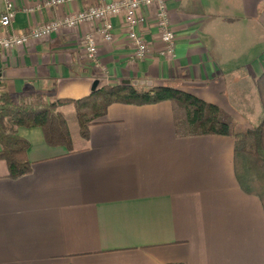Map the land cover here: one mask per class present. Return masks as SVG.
Listing matches in <instances>:
<instances>
[{"label": "crops", "instance_id": "obj_1", "mask_svg": "<svg viewBox=\"0 0 264 264\" xmlns=\"http://www.w3.org/2000/svg\"><path fill=\"white\" fill-rule=\"evenodd\" d=\"M39 1L15 0L10 31L116 0L26 10ZM168 10L174 56L164 53L154 6L146 7L144 59H134L123 16L112 18L113 40L96 36L90 59L83 40L96 24L83 22L0 53L3 91L78 99L96 81V89L150 81L218 105L235 133L256 126L264 0H168ZM60 110L74 150L48 144L39 127H20L31 172L14 178L0 160V264H264V208L238 183L234 135L180 134L170 100L111 104L87 138L73 104Z\"/></svg>", "mask_w": 264, "mask_h": 264}, {"label": "trees", "instance_id": "obj_2", "mask_svg": "<svg viewBox=\"0 0 264 264\" xmlns=\"http://www.w3.org/2000/svg\"><path fill=\"white\" fill-rule=\"evenodd\" d=\"M256 89L262 106L258 124L246 132L235 133L222 109L194 94L169 85L135 86L127 83L105 85L90 94L74 98L48 100L43 94L17 98L3 91L0 95V160L17 178L31 172L27 151L29 141L17 133L20 127H39L50 145L74 150L66 115L60 107L73 104L80 133L89 136V128L100 123L114 103L151 104L172 101L178 111L177 128L182 135H234V170L241 189L257 196L264 208V72Z\"/></svg>", "mask_w": 264, "mask_h": 264}, {"label": "built area", "instance_id": "obj_3", "mask_svg": "<svg viewBox=\"0 0 264 264\" xmlns=\"http://www.w3.org/2000/svg\"><path fill=\"white\" fill-rule=\"evenodd\" d=\"M4 4L0 13V53L7 52L18 46L27 45L30 40H43L51 37L54 32L61 29L75 28L83 22L96 24L94 32L84 36V46L90 59L95 60L98 54L96 36L104 40H113V17L123 16L128 39L135 45L134 59L140 60L148 56L150 47L147 40L138 31L140 24L146 21L143 9L154 6L155 20L165 44L164 53L174 56L176 46V33L171 25L168 10V0H116L104 2L99 5L89 6L77 12H68L64 16L56 17L39 25L32 26L29 30L15 33L10 31L16 17L18 7L15 0H1ZM76 0H42L36 5L26 8L28 12L66 5ZM3 74L0 70V95L3 92Z\"/></svg>", "mask_w": 264, "mask_h": 264}, {"label": "water", "instance_id": "obj_4", "mask_svg": "<svg viewBox=\"0 0 264 264\" xmlns=\"http://www.w3.org/2000/svg\"><path fill=\"white\" fill-rule=\"evenodd\" d=\"M122 83H127V84H133L135 86H139V85H147V88H149L151 86V82L148 81V82H145V81H142V80H123ZM97 84L98 82L96 81L94 83V86H93V91L96 90V87H97Z\"/></svg>", "mask_w": 264, "mask_h": 264}]
</instances>
